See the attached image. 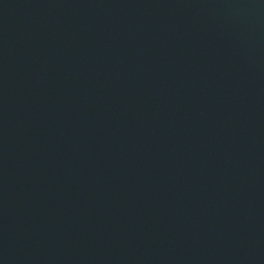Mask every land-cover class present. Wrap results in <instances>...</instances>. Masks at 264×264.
Masks as SVG:
<instances>
[{
    "label": "water",
    "instance_id": "95a60500",
    "mask_svg": "<svg viewBox=\"0 0 264 264\" xmlns=\"http://www.w3.org/2000/svg\"><path fill=\"white\" fill-rule=\"evenodd\" d=\"M0 264H264V0H0Z\"/></svg>",
    "mask_w": 264,
    "mask_h": 264
}]
</instances>
